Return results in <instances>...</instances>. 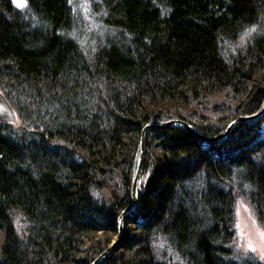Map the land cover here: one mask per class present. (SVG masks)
Returning a JSON list of instances; mask_svg holds the SVG:
<instances>
[{"label":"trees","instance_id":"trees-1","mask_svg":"<svg viewBox=\"0 0 264 264\" xmlns=\"http://www.w3.org/2000/svg\"><path fill=\"white\" fill-rule=\"evenodd\" d=\"M0 91L17 116L0 121V264H90L147 123L213 136L261 108L264 0H0ZM238 198L264 228V112L213 142L149 128L95 264H260L233 256Z\"/></svg>","mask_w":264,"mask_h":264},{"label":"water","instance_id":"water-1","mask_svg":"<svg viewBox=\"0 0 264 264\" xmlns=\"http://www.w3.org/2000/svg\"><path fill=\"white\" fill-rule=\"evenodd\" d=\"M264 112V101L261 106V108L251 114V115H246V116H239L230 122L227 123L225 126L224 130L217 135L213 136H207L199 132L196 128H194L192 125L189 123L181 120V119H170L166 121H161V122H150L147 123L140 135V141H139V153H138V162H137V168L135 171V174L132 179L131 183V200L127 207L120 213L118 217V228H117V238L115 241H113L102 253L95 259L93 260L90 264H95L98 262L102 257H104L109 251L113 250V248L119 243L121 237H122V232H123V219L124 217L130 213L133 210V207L135 206V203L137 201V187H138V181L141 176V173L143 171V164H144V141H145V134L146 131L149 128L157 127V128H166L171 125H176L181 128H184L185 130L189 131L191 134L196 136L198 139L205 141V142H213L216 140H219L223 138L230 130L231 128L239 123V122H244V121H250L254 120L257 117H259L262 113ZM0 121L6 122V123H15L17 121V116L15 113V110L5 97V95L0 91Z\"/></svg>","mask_w":264,"mask_h":264},{"label":"rangeland","instance_id":"rangeland-1","mask_svg":"<svg viewBox=\"0 0 264 264\" xmlns=\"http://www.w3.org/2000/svg\"><path fill=\"white\" fill-rule=\"evenodd\" d=\"M12 3L21 9L26 6V0H12ZM233 227L234 236L230 245L236 261L248 262L246 258H250L264 264V228L258 222L253 208L242 198H238L235 203ZM1 239L0 229V243Z\"/></svg>","mask_w":264,"mask_h":264},{"label":"snow or ice","instance_id":"snow-or-ice-1","mask_svg":"<svg viewBox=\"0 0 264 264\" xmlns=\"http://www.w3.org/2000/svg\"><path fill=\"white\" fill-rule=\"evenodd\" d=\"M18 6H21V5L18 3Z\"/></svg>","mask_w":264,"mask_h":264},{"label":"bare ground","instance_id":"bare-ground-1","mask_svg":"<svg viewBox=\"0 0 264 264\" xmlns=\"http://www.w3.org/2000/svg\"><path fill=\"white\" fill-rule=\"evenodd\" d=\"M16 113V112H15ZM140 141V140H139Z\"/></svg>","mask_w":264,"mask_h":264}]
</instances>
